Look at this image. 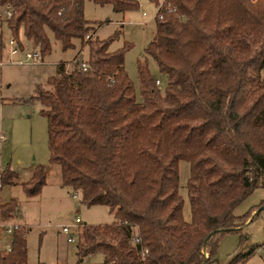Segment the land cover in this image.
<instances>
[{
  "label": "trees",
  "instance_id": "16d2710c",
  "mask_svg": "<svg viewBox=\"0 0 264 264\" xmlns=\"http://www.w3.org/2000/svg\"><path fill=\"white\" fill-rule=\"evenodd\" d=\"M84 1L0 0L12 7L10 32L38 45L42 58L51 52L48 32L62 50L75 41L87 48L86 69L57 63L50 88L35 96L62 185L115 218L78 226L76 264H208L220 235L250 218L235 209L264 188V0H166L144 49L164 87L137 60L140 100L124 69L128 47L108 50L117 35L85 38L95 29ZM90 1L118 12L139 8V0ZM180 160L189 163V221L178 192ZM15 178L9 164L0 169V191ZM45 183L37 166L21 186L31 197ZM17 206L0 196V221H12ZM26 234L15 228L0 264H25ZM97 252L101 263L81 261Z\"/></svg>",
  "mask_w": 264,
  "mask_h": 264
},
{
  "label": "rangeland",
  "instance_id": "374dc122",
  "mask_svg": "<svg viewBox=\"0 0 264 264\" xmlns=\"http://www.w3.org/2000/svg\"><path fill=\"white\" fill-rule=\"evenodd\" d=\"M83 9L85 19L95 29L91 32L94 37L107 39L117 35L108 50L128 47L124 54V69L133 82L137 99L140 100L137 60H146L150 72L160 80L163 89V76L158 72L155 61L144 53L155 33V5L148 0H139L138 9L118 12L109 4L99 5L85 0ZM11 35L3 26V46ZM48 35L51 52L42 58V63H5L0 66V169L9 164L17 174L16 184L3 186L0 196L3 202L17 201V220H22L28 227L25 264H74L77 239H67L78 235L75 218L80 220L79 227L109 224L115 218L107 206L82 204L78 192L62 185L59 165L49 160L47 122L40 114L42 106L35 96L38 90L50 88L46 81L56 73L57 63L63 62L69 70L70 62L84 46L80 47L75 41L73 48L62 50L52 33L48 32ZM19 38L24 50L35 48V44L22 33H19ZM21 56L22 53L16 58ZM81 58L87 59L86 47ZM0 59L7 61L6 47L0 48ZM37 166L44 168L46 183L36 197H29L21 182L28 181ZM188 177L189 163L180 160L178 192L183 199L182 216L185 221L191 219L186 188ZM263 201L264 188L258 187L238 205L234 213L243 215L249 212V220L241 230L220 235L215 259L208 264H264V250L261 248L264 243ZM63 227L68 231L64 232ZM2 236L1 247H6L10 236ZM102 260L101 252L83 257L84 263H101Z\"/></svg>",
  "mask_w": 264,
  "mask_h": 264
},
{
  "label": "built area",
  "instance_id": "2783aa9c",
  "mask_svg": "<svg viewBox=\"0 0 264 264\" xmlns=\"http://www.w3.org/2000/svg\"><path fill=\"white\" fill-rule=\"evenodd\" d=\"M255 1V0H251ZM156 7V12L154 15V18H161L162 17V10L168 9V5L166 4V0H160ZM12 16V7L9 4L1 5L0 4V48L6 47L7 48V61H2L0 59V66H2L5 63H10V64H18V65H23V64H39L42 63V57L40 55V49L38 45H35V48L32 50H24V46L21 43V40L19 37H16L15 35H12L8 38L7 42L3 46V26H5L9 30L8 26V20ZM10 31V30H9ZM93 37V34H88L86 35V39H90ZM85 47V46H84ZM84 47L78 52V54L72 59L70 62L71 65L73 66L74 64H78L82 69H86L87 67V62L86 59H82L81 55L83 53ZM22 53V56L19 58H16L17 55ZM156 84L160 85V80L156 79ZM75 197V195H74ZM75 225L77 224V227L79 226L80 220L76 217L74 220ZM21 225L15 224V223H5L0 221V228H4V230L11 236L15 230V228L20 227ZM63 231L67 232L68 228L63 227ZM78 235H72L71 237L68 238V241H74L76 240ZM261 248L264 250V243L261 245ZM9 248L6 249H0V252L3 251H9Z\"/></svg>",
  "mask_w": 264,
  "mask_h": 264
},
{
  "label": "crops",
  "instance_id": "0c3cea01",
  "mask_svg": "<svg viewBox=\"0 0 264 264\" xmlns=\"http://www.w3.org/2000/svg\"><path fill=\"white\" fill-rule=\"evenodd\" d=\"M17 179V174H16V178H15V180ZM21 183H23V182H21ZM39 194V193H38ZM37 194V195H38ZM37 195H35V196H33V197H36ZM17 211H18V206H17ZM19 217V214H18V212L16 213V215H15V217H14V219L12 220V221H10L11 223H15V224H19V225H21V226H23V227H25L26 228V231H28V227H27V225L26 224H24L23 222H22V220H17V218ZM2 235H9L5 230H4V228H0V241H1V237H3ZM27 235V234H26ZM10 236V235H9ZM68 240V239H67ZM10 242H11V236H10V239H9V243L6 245V247H1V244H0V249H6V248H9L10 247ZM75 255H76V252H75ZM77 255H76V261L74 262V264H76L77 263ZM82 262H83V259L81 260Z\"/></svg>",
  "mask_w": 264,
  "mask_h": 264
}]
</instances>
